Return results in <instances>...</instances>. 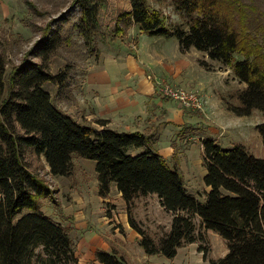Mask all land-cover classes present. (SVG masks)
Listing matches in <instances>:
<instances>
[{"label":"trees","instance_id":"16d2710c","mask_svg":"<svg viewBox=\"0 0 264 264\" xmlns=\"http://www.w3.org/2000/svg\"><path fill=\"white\" fill-rule=\"evenodd\" d=\"M187 26H168L162 13L146 0H71L77 9L69 27L65 11L51 19L23 59L6 75L0 54V264H76L69 230L41 211V200L49 198L44 183L23 163L25 149L43 157L54 177L72 174V155L96 163L97 195L106 198L115 186L126 205L127 222L140 236L139 247L148 256L172 259L183 244L198 243L208 264H264V159L241 147L221 148L212 138L201 140L202 182L209 188L203 201L191 194L180 170L161 155L141 151L150 136L118 132L108 121H95L98 129L81 124L53 103L44 90L56 88L54 98L73 100L71 88L81 81L66 65L52 73V59L60 49H87L95 53L96 35L125 37L133 26L150 36H174L180 51L194 48L209 60L220 62L244 88L235 92L237 105L224 101L237 117L255 110L264 114V0H169ZM207 68L205 62L201 63ZM7 96L1 100L4 91ZM18 129V130H17ZM264 148V123L255 126ZM156 195L160 206L172 215L170 229L158 243L130 214L138 197ZM197 217L204 231L225 241L227 253L211 259L196 232ZM99 264H129L117 250L97 251Z\"/></svg>","mask_w":264,"mask_h":264},{"label":"rangeland","instance_id":"374dc122","mask_svg":"<svg viewBox=\"0 0 264 264\" xmlns=\"http://www.w3.org/2000/svg\"><path fill=\"white\" fill-rule=\"evenodd\" d=\"M146 1L150 8L162 13L166 25H181L185 30L188 29L185 20L175 13L169 0ZM243 1L259 3L258 0ZM69 10L71 11L67 15L69 22L65 25L67 28L76 21L78 14L77 9L71 6V0H13L6 14L0 13V54L6 61V75L13 65L21 62L24 54L38 39L47 22ZM93 46L95 53L92 56H85L87 49H60L51 61L50 70L52 73H57L69 64L74 67L72 73L75 79L82 82L79 89L71 88L73 100L63 103L60 99L54 98L55 86L49 84L44 86V90L53 97L54 105L69 116H73L77 120L80 119L81 115L95 112L88 106L91 96L84 93L82 95L84 78L89 68L95 69L105 59L106 61L112 59L115 61H133L128 68L121 66L116 72L119 73L120 77H127L134 73L139 78L147 80L160 79L162 76L160 72H163L160 71L161 65L163 67L169 66L171 67L169 69L173 68V70L171 72L165 69L166 75L176 80L181 78L184 82L198 81L200 84H205L206 91L204 92L202 88L204 87L203 84L195 89L186 85L175 84V82L160 83L158 88L168 85L197 94L201 98V106L197 109L193 107L187 109L178 102L167 99L172 101L173 106H176L177 110L181 112L180 119L183 124L151 129L150 134L148 133L150 136L148 143L141 148V152L151 150L158 154L155 147L157 149L166 148V151L163 149L161 152L166 155L165 158L170 164L173 163V154L177 155L188 191L196 196L203 193L204 187L202 182L204 169L199 152L201 140L212 138L221 148L241 147L254 157L264 159V148L255 129L257 124L264 123V114L255 110L249 117H237L226 109L224 101L237 105V100L234 97L235 92L244 88V85L240 84L233 77L231 71L228 72L229 69L220 62L209 60L205 53L194 48L182 52L174 36H150L142 32L138 26H133L125 37L114 40L96 35ZM202 62H205L207 68L201 65ZM132 67L135 68L134 71ZM223 76L225 80L220 82V77ZM205 95L208 98H205ZM6 96L7 90L4 91L1 100H4ZM159 97L162 96L159 95ZM164 119L159 117L158 120L162 122ZM95 121L92 123L94 122L96 125ZM194 121L197 123H187ZM134 151H131L133 155L139 153V151H136L137 153ZM22 160L28 171L42 181L48 191H52L49 198L41 200V209L45 213L51 212L53 216L63 215L64 208H69L75 214H78L80 210L79 216L82 214L84 219L88 216L86 210L82 209V204H85L86 207L88 203L93 204L99 197L94 191V169L96 165L94 161L73 154L71 158L72 174L66 177H54L49 173L43 157L36 156L30 149L24 150ZM106 200L108 202H102L99 210L94 213L93 216L97 219L93 225L101 226L98 229L101 234L98 236L105 239L110 251L117 250L124 254L118 248L112 247L113 242L118 245V241L113 236L116 231L128 241L124 228L125 226L128 229L131 227L127 222V213H124L127 211L126 205L123 206L113 186ZM130 214L155 243H158L170 229L172 215L166 212L154 197L136 198L130 208ZM84 219L78 218L75 224H78L79 228L85 232L88 227ZM68 221L71 222L70 224H74L73 218H68ZM193 222L196 226V232L205 237L206 241L203 245L209 249L208 256L210 257V242H213V239L206 236L207 231L201 229L197 217L193 218ZM67 229L69 230V228ZM77 239L73 233L72 242L77 258L76 264H78L79 259L76 253L77 243L75 244L76 241L74 242V240ZM213 243L216 252H219L220 246L215 242ZM194 244L199 246L198 243Z\"/></svg>","mask_w":264,"mask_h":264},{"label":"crops","instance_id":"0c3cea01","mask_svg":"<svg viewBox=\"0 0 264 264\" xmlns=\"http://www.w3.org/2000/svg\"><path fill=\"white\" fill-rule=\"evenodd\" d=\"M12 1L13 0H0V13L5 15L9 10V6L11 5ZM131 63H133V61L131 60L128 62L127 60L115 61L114 59H112L106 61L105 59L104 62L95 69L89 68L86 77L84 78L82 95L89 94L91 96L88 102V106L91 107L90 109L95 110V112L81 115L80 119L77 120L73 116L71 117L79 123L91 125L97 129L99 127L95 125L94 122L92 123V121L103 119L108 121L107 126L109 128L118 132H139L145 135H149L150 130L155 129V127L160 128L161 126L168 127L169 125L178 126L183 124L180 119L181 112L177 110L176 106H173L172 101L167 100L163 97H159L158 87L160 83H166L169 81L171 83L175 82V84L186 85L188 87L196 89L203 83L200 84V82L198 81L184 82L181 78L179 80H176L175 78L169 77V75L165 74L164 70L168 69L172 72L173 68L169 69L171 67H163V65H161L160 68V71H163L160 72V74L162 75L160 79L153 78L151 80H147L144 78H139L134 73H131L127 77H120L119 73L116 72L117 69L121 66L128 68ZM132 70L134 71L135 68L132 67ZM228 72H230V70H228ZM223 80H225V77H220V82ZM203 85L204 87L202 88L205 92L206 86L205 84ZM205 98H208V96L205 95ZM159 117H161L162 120L163 118H165L164 121H159ZM187 123H197V121ZM155 149L159 155L165 158L166 155L162 154L161 151L163 149V151H166V148L157 149L155 147ZM140 152L141 151H139V153ZM199 152L201 154V144L199 146ZM113 187L116 190L115 186ZM97 190L98 180L95 173L94 191L97 193ZM208 191L209 188L204 186L203 193ZM203 193H200L201 196L200 198H198L200 201H203L204 199ZM118 197L120 198L124 206L125 203L121 199L119 193ZM147 197H154L158 201L156 195H148ZM102 202L108 201L106 200V198L103 199L97 197L93 204L88 203L86 207L85 204H82L83 208H80L86 210V213L88 214L85 219L82 214L81 216H79V213H81L79 209V213L75 214L73 213L72 209L64 208V210L62 211L63 215L59 214L56 216H53V213L51 212L45 213L41 209L43 214L50 217L55 223H58L65 228H69V237L71 241L73 233H75L78 238L77 240H74V242L76 241L75 244L77 243L76 253L79 259L78 264H99L94 260L95 253L97 251H110V247L106 245L105 239H101L98 236V234H101L100 231H98L101 226L93 225L96 222L95 220L97 219L93 215L96 211L99 210ZM70 217L73 218L74 224H70L71 222L68 221V218ZM78 218H83L85 220V223L88 227L86 228L87 230L85 232L84 230H81L79 228L78 224H75V221H78ZM124 230V233L127 234L128 241L123 237V235L116 231L113 236L118 241V245L113 242L112 248L115 249L116 247L119 250L123 251L129 264H208L206 261H204L202 253L198 251V246L194 243L183 244L182 246H180L177 249L176 255L172 259H167L159 255L148 256L138 245L140 236L131 228L128 229L127 226H125ZM206 236L211 237L213 239V242L220 246L219 252H216L214 243L210 240V258L218 259L223 257L227 253L225 241L219 239L220 237L211 231H207ZM103 238L105 237L103 236Z\"/></svg>","mask_w":264,"mask_h":264},{"label":"built area","instance_id":"2783aa9c","mask_svg":"<svg viewBox=\"0 0 264 264\" xmlns=\"http://www.w3.org/2000/svg\"><path fill=\"white\" fill-rule=\"evenodd\" d=\"M158 94L166 99H171L178 102L183 108H200L201 98L195 93H189L180 88H174L168 85H163L159 88Z\"/></svg>","mask_w":264,"mask_h":264}]
</instances>
